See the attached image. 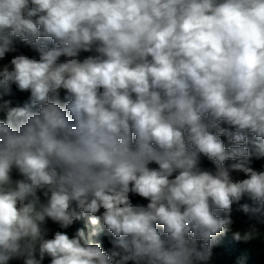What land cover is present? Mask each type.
I'll use <instances>...</instances> for the list:
<instances>
[{"label":"clouds","instance_id":"clouds-1","mask_svg":"<svg viewBox=\"0 0 264 264\" xmlns=\"http://www.w3.org/2000/svg\"><path fill=\"white\" fill-rule=\"evenodd\" d=\"M16 38L38 56L0 66V264H206L234 203L264 214V0H0V60ZM83 217L110 250L49 237Z\"/></svg>","mask_w":264,"mask_h":264},{"label":"trees","instance_id":"trees-1","mask_svg":"<svg viewBox=\"0 0 264 264\" xmlns=\"http://www.w3.org/2000/svg\"><path fill=\"white\" fill-rule=\"evenodd\" d=\"M14 45L16 48L15 52H10L6 54L7 56L13 54H21L25 51L32 52L38 55L37 52L34 51L32 46L22 42L19 38H16L14 41ZM51 43H49V47H51ZM92 53L82 52L81 58H84ZM53 99L58 100L61 104L66 102V92L65 90H60L58 94H54ZM4 100H10L11 106H24L30 103V93L29 92H21L18 89H12L11 95H5L3 97ZM0 120L6 122V112H0ZM221 127H229L226 123H221ZM221 139L225 142L226 145H229L228 138L226 136H222ZM247 147L252 150V145H246ZM235 161H226V165H230ZM201 167L206 169H214L215 165L212 161H210L207 157L201 155L200 158ZM251 166L257 170H264V156L257 158L255 155L251 157ZM155 167V165H153ZM237 174V173H233ZM243 174V173H242ZM13 180L22 179V176L18 173L17 170L13 169L12 172ZM243 178V177H242ZM40 195L42 202L46 200L43 195V191L38 192ZM137 196L133 195L131 197L134 200ZM139 200L133 201L138 203ZM243 204H248L252 207H257V203L253 201L250 197L244 196L238 203H234L232 205V212L231 218L233 220V224L231 227L226 230L224 233L220 234L216 237V243L214 247L216 248L217 252V264H264V214H261L258 218L257 217H249V215L243 213L240 210V206ZM220 215H224V213H220ZM79 229L85 232V236L92 242L99 243L101 247L108 251L112 247V239L113 237L107 233V231L103 228L102 224L98 226H93L90 224L88 217H83L77 220ZM237 224L241 225H255V227L260 231L261 236L259 239L245 242L243 240L236 239V233L240 232L237 227ZM49 231V237L55 231H66L70 236L74 235L75 232L72 228L68 229H61L59 225H51L46 226ZM95 227L97 234L92 235L93 228ZM38 258V254H37ZM16 259V258H15ZM15 259L9 261L11 264ZM20 264H23V260ZM43 264H50V259L45 257ZM131 264V262H130Z\"/></svg>","mask_w":264,"mask_h":264},{"label":"rangeland","instance_id":"rangeland-1","mask_svg":"<svg viewBox=\"0 0 264 264\" xmlns=\"http://www.w3.org/2000/svg\"><path fill=\"white\" fill-rule=\"evenodd\" d=\"M21 54L27 55V56H29V57L38 56V55H36V54H34V53H32V52H29V51H25V52H23V53H21ZM16 55H19V54H13V55H10V56H7V57L5 56V58H4L3 60H0V66H3V65H5V64H8V63L10 62V60H11L14 56H16ZM62 59H63V58H62ZM12 89H17V87L13 84V85H11V90H12ZM233 176L236 177V178H242V177H243V174H242V173H239V174L237 173V174H233ZM134 200H135V201L139 200L138 203H140V204H145V205H146V203H147L146 200L142 199V198L139 197V196H137ZM134 200H132V201H134ZM133 203H136V202H133ZM250 226H252V225H251V224H249V225H241V224H237V227H238V229L240 230L241 233H242L244 230L248 229Z\"/></svg>","mask_w":264,"mask_h":264},{"label":"water","instance_id":"water-1","mask_svg":"<svg viewBox=\"0 0 264 264\" xmlns=\"http://www.w3.org/2000/svg\"><path fill=\"white\" fill-rule=\"evenodd\" d=\"M51 225H58V224L54 223L50 219L47 220L46 226H51ZM70 228H72L75 233L77 230H80L78 227L77 220L74 221V223L70 226ZM198 243H202V242H198ZM22 260H23V258H16L11 264H20ZM206 264H217V252H216L215 247L212 248L211 256H210L209 260L206 262Z\"/></svg>","mask_w":264,"mask_h":264}]
</instances>
